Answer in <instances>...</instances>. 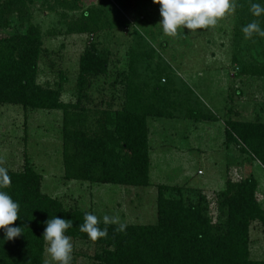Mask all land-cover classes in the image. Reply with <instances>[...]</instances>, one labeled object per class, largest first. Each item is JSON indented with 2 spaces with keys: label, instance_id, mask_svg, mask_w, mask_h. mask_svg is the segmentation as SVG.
I'll return each mask as SVG.
<instances>
[{
  "label": "rangeland",
  "instance_id": "374dc122",
  "mask_svg": "<svg viewBox=\"0 0 264 264\" xmlns=\"http://www.w3.org/2000/svg\"><path fill=\"white\" fill-rule=\"evenodd\" d=\"M29 1L30 22L42 38L38 81L51 87L60 84L63 103L74 104L80 98V58L94 49L107 69L86 82L80 106L89 119L121 108V80L132 63L138 85L154 83L155 73L165 68L169 77H161L159 84L174 87L171 98L181 97L183 105L166 108L172 118L147 121V187L66 180L59 110L0 105V167L22 171L28 165L41 176L44 194L99 220L105 215L118 217L116 224H152L160 186L181 191H166L167 197L182 195L195 201L201 195L214 221L219 215L218 194L226 182L252 177L257 182L256 199L264 209V168L242 153L241 144L229 141L226 133L229 121H264V76L251 73L263 62L264 44L255 36L246 37L241 24L242 6L248 14L247 5L252 4L232 0L235 7L215 25L196 30L180 27L169 36L159 24L160 5L153 0H69L74 8L61 0ZM83 25L86 29H81ZM189 107L206 118H189ZM249 235V258L264 261L260 223L250 225ZM71 243L70 264H100L94 256L102 246L72 238ZM47 247L46 242L45 264H57Z\"/></svg>",
  "mask_w": 264,
  "mask_h": 264
},
{
  "label": "trees",
  "instance_id": "16d2710c",
  "mask_svg": "<svg viewBox=\"0 0 264 264\" xmlns=\"http://www.w3.org/2000/svg\"><path fill=\"white\" fill-rule=\"evenodd\" d=\"M240 1L264 6V0ZM28 2L0 0V105L63 112L66 180L149 186L147 121L172 118L166 108L178 109L183 105L181 97L171 98L174 87L159 84L161 77L168 79L167 70L158 69L154 83L138 85L133 81L132 63L129 74L121 80L124 85L121 108L100 112L89 119L87 112L81 110L80 100L85 95L86 82L104 73L107 62L94 49L86 51L79 64L80 98L74 104L63 103L60 84L51 87L38 81L42 38L39 29L30 22ZM61 2L74 8L69 0ZM247 7L248 14L246 6H242L241 24L256 21L264 28V15L256 17ZM81 29H86L85 25ZM252 36L264 44V37L256 33ZM262 56L263 62L253 67L251 73L264 76V49ZM187 113L196 121L206 118L192 107ZM226 133L229 141L241 144L242 153L264 168V121H229ZM8 175L10 185L0 190L19 203V218L11 226H21L23 233L5 240L4 230L0 229V264H45L44 222L55 216L72 221L73 226L65 233L70 238L103 247L94 256L100 264H264L249 258L250 225L260 223L264 233V209L256 199L257 182L252 177L226 182L224 191L218 194L219 215L214 221L201 195L195 201L182 195L167 197L166 191H181L160 186L152 224H127L120 231V224L106 225L100 219L99 227H107L108 234L93 242L79 227L89 211L67 207L58 198L44 194L41 176L28 165L22 171L8 170Z\"/></svg>",
  "mask_w": 264,
  "mask_h": 264
},
{
  "label": "clouds",
  "instance_id": "9594fccd",
  "mask_svg": "<svg viewBox=\"0 0 264 264\" xmlns=\"http://www.w3.org/2000/svg\"><path fill=\"white\" fill-rule=\"evenodd\" d=\"M160 5L162 21L159 23L166 35L174 36L180 27L188 30L204 29L213 26L232 10L235 5L232 0H153ZM254 16L264 15V6L259 3L251 5ZM242 31L246 37L254 33L264 37V28L253 21L243 27ZM11 183L8 170L0 167V189ZM19 203L3 190H0V229L4 230V239L13 240L22 232L21 226H11L19 218ZM118 217H103L104 224L118 223ZM45 223L43 239L47 242V252L57 264H70L72 259L73 244L67 236L66 230L73 226L72 221L60 217L48 219ZM99 219L92 213H86L84 223L80 224V231L86 233L88 238L95 242L108 234L107 227H99ZM126 225L120 224L119 230L124 231Z\"/></svg>",
  "mask_w": 264,
  "mask_h": 264
}]
</instances>
